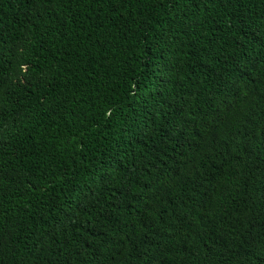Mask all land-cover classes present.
<instances>
[{"label": "trees", "instance_id": "obj_1", "mask_svg": "<svg viewBox=\"0 0 264 264\" xmlns=\"http://www.w3.org/2000/svg\"><path fill=\"white\" fill-rule=\"evenodd\" d=\"M0 264H264V0H0Z\"/></svg>", "mask_w": 264, "mask_h": 264}]
</instances>
